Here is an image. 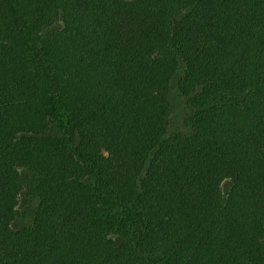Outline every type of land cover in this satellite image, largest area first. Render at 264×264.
Returning a JSON list of instances; mask_svg holds the SVG:
<instances>
[{
    "label": "trees",
    "instance_id": "1",
    "mask_svg": "<svg viewBox=\"0 0 264 264\" xmlns=\"http://www.w3.org/2000/svg\"><path fill=\"white\" fill-rule=\"evenodd\" d=\"M0 264H264V0H0Z\"/></svg>",
    "mask_w": 264,
    "mask_h": 264
},
{
    "label": "rangeland",
    "instance_id": "2",
    "mask_svg": "<svg viewBox=\"0 0 264 264\" xmlns=\"http://www.w3.org/2000/svg\"><path fill=\"white\" fill-rule=\"evenodd\" d=\"M173 101H174V112L171 117L172 124L178 125V121L180 118L181 113L183 112V98H181L175 89L173 91ZM230 187V182L226 181L222 185V189L224 192H227ZM21 216L19 218V222H17L18 225H23L30 223L34 217V214L37 210V204L36 201L33 199H28L26 202L21 199L20 205H19Z\"/></svg>",
    "mask_w": 264,
    "mask_h": 264
}]
</instances>
